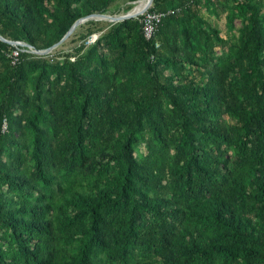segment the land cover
Listing matches in <instances>:
<instances>
[{"label": "trees", "instance_id": "1", "mask_svg": "<svg viewBox=\"0 0 264 264\" xmlns=\"http://www.w3.org/2000/svg\"><path fill=\"white\" fill-rule=\"evenodd\" d=\"M113 1L0 0V36L45 50ZM146 3L148 40L0 41V264H264V0Z\"/></svg>", "mask_w": 264, "mask_h": 264}, {"label": "rangeland", "instance_id": "2", "mask_svg": "<svg viewBox=\"0 0 264 264\" xmlns=\"http://www.w3.org/2000/svg\"><path fill=\"white\" fill-rule=\"evenodd\" d=\"M140 1V0H139ZM137 1H131V0H114L113 4H112V8L110 10H118L119 13L115 14L114 16L117 15H121L124 13H128L134 10L135 6H137V8L134 10L135 12L140 11L143 6L145 5L144 1L137 3ZM151 6V5H150ZM150 6L148 8H150ZM130 7L128 10L127 8ZM147 8V11H148ZM125 11V12H124ZM133 11V12H134ZM211 21L213 22V24L219 29L220 31V35L222 37L225 36V22H224V16H221L220 19H214L213 17L211 18ZM94 23L91 25H85L83 27V29H81V32H86L87 30H92L93 34L90 35L85 41V42L90 38L91 42L86 43L85 45H90L91 43H93V41H95L100 35L106 33L110 27V24L112 23H116V22H106L104 20H95L93 21ZM75 32V31H74ZM73 32V33H74ZM76 33V32H75ZM73 37V38H72ZM80 43V40H78L76 37L72 36V34L66 39L64 40L57 48V50H59L60 54H58V57L62 58L63 54L66 53H73L72 52V48L77 44ZM53 51V50H52ZM51 51V52H52ZM49 54V53H48Z\"/></svg>", "mask_w": 264, "mask_h": 264}, {"label": "built area", "instance_id": "3", "mask_svg": "<svg viewBox=\"0 0 264 264\" xmlns=\"http://www.w3.org/2000/svg\"><path fill=\"white\" fill-rule=\"evenodd\" d=\"M141 15H142V19L140 22L142 25V33H143L144 38H146V40H148L156 32L157 23L162 18V16H164V14L163 13H156V12L149 13L146 10ZM90 38L85 42V44L91 42ZM14 46L16 47V49L13 50L11 53L12 64H14L17 61L19 53L24 51V50H28V51L36 54L35 52L32 51V49L27 48L25 46V44H23V43L16 42V43H14ZM17 47H26V49H20L19 50V48H17Z\"/></svg>", "mask_w": 264, "mask_h": 264}, {"label": "water", "instance_id": "4", "mask_svg": "<svg viewBox=\"0 0 264 264\" xmlns=\"http://www.w3.org/2000/svg\"><path fill=\"white\" fill-rule=\"evenodd\" d=\"M151 2H152V0H150V3ZM140 15H141L140 13H138V14H128V15H125V16H123V15L122 16H118L117 15L118 16L117 18H114L113 20H110V21L118 22V21H121V20L129 19V18H136L137 16H140ZM102 18L109 20L110 18H113V16L105 15V14H95V15H91V16H88V17H84V18L78 19L70 27V29L67 31V33L62 37V39L59 42H57L56 44H54L53 46H51L50 48H48V49H45V50H34V49H32L31 46H29L27 44L25 46L27 48H29V49H32V51L35 52L36 54H39V55L48 54L52 50L57 48L64 40H66L74 32V30L76 29V27L78 25H80L81 23H84V22H86L88 20H103ZM0 41L7 42V43H10V44L16 43V42H12V41L6 40L2 36H0Z\"/></svg>", "mask_w": 264, "mask_h": 264}, {"label": "bare ground", "instance_id": "5", "mask_svg": "<svg viewBox=\"0 0 264 264\" xmlns=\"http://www.w3.org/2000/svg\"><path fill=\"white\" fill-rule=\"evenodd\" d=\"M140 1H143V0H140ZM140 1H138L137 3H139ZM147 2V3H146ZM144 3H146V6H148V4L150 3V0H145L144 1ZM145 6H143V8L140 10V11H138V12H135L134 10L137 8V6H135V8H134V12L133 11H131V12H128V13H124V14H121V15H118V16H125V15H128V14H138V13H142L143 11H144V8ZM118 16H115L116 18L118 17Z\"/></svg>", "mask_w": 264, "mask_h": 264}]
</instances>
